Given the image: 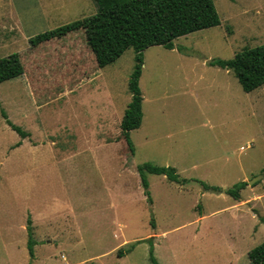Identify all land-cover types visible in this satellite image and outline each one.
Segmentation results:
<instances>
[{
  "label": "rangeland",
  "instance_id": "374dc122",
  "mask_svg": "<svg viewBox=\"0 0 264 264\" xmlns=\"http://www.w3.org/2000/svg\"><path fill=\"white\" fill-rule=\"evenodd\" d=\"M213 1L219 26L143 52L132 155L121 117L134 50L99 69L80 32L24 46L23 31L90 17L93 0H0V58L17 52L25 68L0 84V264H152L150 238L160 264H249L264 242V87L247 93L212 62L264 44V0ZM42 4L70 10L46 21ZM146 163L174 168L179 181L147 173L148 200ZM241 182L239 200L202 186Z\"/></svg>",
  "mask_w": 264,
  "mask_h": 264
},
{
  "label": "trees",
  "instance_id": "16d2710c",
  "mask_svg": "<svg viewBox=\"0 0 264 264\" xmlns=\"http://www.w3.org/2000/svg\"><path fill=\"white\" fill-rule=\"evenodd\" d=\"M93 2L97 7L94 15L42 34L33 39L32 43L39 45L54 38H63L70 32L83 30L87 45L93 52L99 69L115 62L127 49L134 50L136 64L128 85L132 97L121 120L123 139L134 155L130 132L140 128L142 124L143 97L139 79L143 68V52L153 46L172 50L175 39L217 27L221 24V20L213 0H93ZM212 64L232 71L247 93L264 87V44L247 48L229 60H215ZM23 74L24 66L18 53L0 58V84ZM1 115L21 138L29 135L10 122L4 110H1ZM138 172L148 200L151 199L147 173L164 175L172 182L179 181L176 170L172 167H159L146 163L138 167ZM247 185L246 182H241L236 186L237 188L228 190L212 188L206 184L202 186L207 191L213 189L217 193L225 192L235 200H239L240 190L245 189ZM152 226L155 228L154 223ZM28 235L27 249L32 258L37 242L33 238L31 225L28 226ZM148 242L150 261L152 264H159L154 256L152 238ZM248 260L249 264H264V242L248 253Z\"/></svg>",
  "mask_w": 264,
  "mask_h": 264
},
{
  "label": "crops",
  "instance_id": "0c3cea01",
  "mask_svg": "<svg viewBox=\"0 0 264 264\" xmlns=\"http://www.w3.org/2000/svg\"><path fill=\"white\" fill-rule=\"evenodd\" d=\"M64 6V5H63ZM61 7V8H57L56 10L55 9H52V10H45V6L42 4V5H40V12H39V15H40V17L42 18V19H45L46 21L48 20V19H50V20H52L53 18H57V17H59L60 15H61V13H66V12H68L69 10L68 9H66L65 7ZM92 7V8H91ZM90 8H91V10H90V12H92V15L93 14H95V11H96V5L93 3L92 4V6H90ZM46 11V12H45ZM56 12V13H55ZM54 13H55V15H54ZM91 14V13H90ZM51 15H54V16H51ZM47 16H49V18L47 17ZM86 18V17H85ZM82 19H84V18H82ZM82 19H79V20H77V21H80V20H82ZM77 21H74V22H77ZM74 22H72V23H74ZM72 23H69V24H72ZM69 24H66V25H63V26H61V27H64V26H67V25H69ZM60 27H57V28H55V29H52V30H49V31H46V32H44V33H42V34H45V33H47V32H50V31H54V30H57V29H59ZM82 33V35L84 36V34H85V32L83 31V30H79V31H74V32H70V33H68L66 36H64L63 38L65 39V38H70V37H73L75 34H77V33ZM84 32V33H83ZM72 33H75L74 35L72 34ZM42 34H39V35H36V36H33L32 35V32H29L28 31V33H26V32H24L23 31V35H24V37L25 38H27V42H26V44L24 45V46H31L32 48H36L38 45H33V43H32V40L33 39H35L36 37H38V36H40V35H42ZM54 39H62V38H54ZM54 39H51L50 41H52V40H54ZM46 42H49V41H46ZM85 42H86V45H87V41L85 40ZM43 43H45V42H43ZM87 47H88V53H89V55H91L92 56V58L94 59V57H93V55H92V51H91V49L89 48V46L87 45ZM72 48L74 49L73 51H76L77 50V46L74 44V46H72ZM13 53H17V52H13ZM13 53H11V54H13ZM11 54H9V55H11ZM71 55H72V53H70ZM9 55H7V56H9ZM20 55V54H19ZM7 56H5V57H7ZM21 57V56H20ZM3 58V57H2ZM22 60V59H21ZM94 62H95V60H94ZM22 63H23V61H22ZM96 64V63H95ZM23 66H24V63H23ZM97 67V66H96ZM25 75V68H24V74L22 75V76H20V77H18V78H15V79H17V81H19L20 79H22L23 78V76ZM14 80V79H13ZM11 81V80H10ZM126 110V109H125ZM122 118L123 117H121V120H122ZM141 127V126H140ZM139 129V128H138ZM14 131V130H13ZM134 131V130H133ZM22 142V141H21ZM166 177V176H165ZM167 178V177H166ZM170 181V180H169ZM172 182V181H171ZM224 190V189H223ZM222 193H225V192H222ZM222 193H217V194H222ZM144 195H145V193H144ZM146 196V195H145ZM154 245V244H153ZM157 259V258H156ZM157 261H158V259H157ZM158 263H159V261H158ZM160 264V263H159Z\"/></svg>",
  "mask_w": 264,
  "mask_h": 264
},
{
  "label": "water",
  "instance_id": "95a60500",
  "mask_svg": "<svg viewBox=\"0 0 264 264\" xmlns=\"http://www.w3.org/2000/svg\"><path fill=\"white\" fill-rule=\"evenodd\" d=\"M263 176H259V177H257V178H255V179H253V180H251L250 182H249V185H253L256 181H258L260 178H262Z\"/></svg>",
  "mask_w": 264,
  "mask_h": 264
}]
</instances>
